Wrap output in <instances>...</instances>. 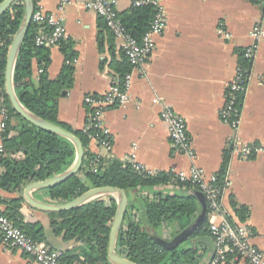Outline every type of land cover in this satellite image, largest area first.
Instances as JSON below:
<instances>
[{
	"label": "crops",
	"instance_id": "obj_1",
	"mask_svg": "<svg viewBox=\"0 0 264 264\" xmlns=\"http://www.w3.org/2000/svg\"><path fill=\"white\" fill-rule=\"evenodd\" d=\"M61 1L37 0V5L46 12L57 13ZM69 1L61 16L67 29L66 40L72 45L77 63L73 65L74 85L60 99L58 117L73 131H83L88 116L84 99L89 95H104L118 81L114 64L124 60V41L112 36L103 28L102 18L87 9L86 5L92 0ZM160 2L167 19L166 31L157 39V48L145 65L131 68L129 103L112 108L104 115L103 126L112 138L110 148L91 141L89 151L104 159L113 157L125 162L136 145L138 161L156 174H178L196 165L207 175H216L221 170L225 154L229 153L227 186L221 198V210L209 215L210 223L227 220L246 226L252 233V244L264 253V39L250 62L238 129L221 119L227 89L235 79L241 56L254 42L255 30L264 31V0ZM131 7L130 0H119L116 10L121 14ZM50 55L51 65L47 73L55 79L66 61L60 46L51 48ZM39 75L35 64L33 79L37 81ZM154 99L160 104L155 105ZM1 104L0 100V108ZM164 107L172 108L186 121L196 153L194 162L174 151L168 129L160 117ZM1 121L0 115V124ZM17 123L16 120L11 122L13 126ZM3 134L0 131V145H3ZM15 135L16 132L12 131L9 137ZM246 147H257L260 151L244 157L242 151ZM28 185L21 193L24 199L23 222L40 223L48 245L78 254L79 244L53 236L50 212L28 203L25 195ZM172 193H175V187L167 185L143 195L166 196ZM127 195L130 203L135 194L127 192ZM0 197L6 210L5 201L17 198V194L0 189ZM30 198L46 205L61 204L49 198L46 190H33ZM241 208L247 209L244 220L239 215ZM170 229L168 227L167 232ZM212 253L213 247L200 264H208ZM0 264L38 263L17 249L0 247ZM236 264L250 263L240 261Z\"/></svg>",
	"mask_w": 264,
	"mask_h": 264
},
{
	"label": "trees",
	"instance_id": "obj_2",
	"mask_svg": "<svg viewBox=\"0 0 264 264\" xmlns=\"http://www.w3.org/2000/svg\"><path fill=\"white\" fill-rule=\"evenodd\" d=\"M3 1L0 0V4ZM34 3L37 8V0ZM23 14L24 2L18 0L0 16V88L4 90L8 50ZM119 16L126 31L140 42L151 28L155 11L151 5L132 6ZM101 20L103 28L112 34L105 20ZM40 28L31 24L19 54L14 73L16 95L28 111L80 138L85 150L81 171L67 181L47 189L48 197L64 204L92 188L108 186L133 192L135 197L129 203L117 241L116 250L120 255L136 264H200L206 252L213 247L210 263L216 256L215 243L210 233L211 212L187 239L172 250L164 248L152 238V234H156L161 239L172 240L196 222L201 212L200 201L189 192H199L198 189L177 181L171 173L140 174L124 161L113 157H98L89 151L91 139L88 134L73 131L59 121V101L74 85L75 69L70 63L76 57L69 41L61 42L59 46L66 64L60 75L51 79L47 73L51 65L50 49L35 45V37ZM244 54L240 66L247 69L249 74L251 64ZM35 64L38 70H42L37 81L33 79ZM131 68L126 56L114 64V71L119 78L113 87L122 90ZM3 103L7 106L10 118L3 134L4 152L0 153V166L3 168L0 172V189L17 194V198L5 201L6 216L35 242L45 243L49 248L62 252L63 264H110L109 236L117 208L114 197L100 198L72 210L49 213L53 236L67 243L79 244L78 254L66 253L48 245L40 223L23 222V188L66 172L75 162L76 149L71 141L34 126L15 113L5 92ZM12 120L18 121L16 126L11 124ZM12 131L16 135L9 137ZM91 133L95 134L96 131ZM99 137L112 144V138L106 133L100 132ZM229 162L230 156L227 153L221 170L216 174L218 180L215 189L219 195L223 193ZM167 185L174 186L175 193L166 196L155 194L151 197L143 195ZM239 212L240 218L246 219L247 209L241 208ZM168 227L171 228L169 232ZM226 261V264L237 263L230 254H227Z\"/></svg>",
	"mask_w": 264,
	"mask_h": 264
},
{
	"label": "built area",
	"instance_id": "obj_3",
	"mask_svg": "<svg viewBox=\"0 0 264 264\" xmlns=\"http://www.w3.org/2000/svg\"><path fill=\"white\" fill-rule=\"evenodd\" d=\"M119 0H92L86 5L87 9L96 13L104 19L112 34L124 41V54L133 69L145 65L149 57L153 55L157 48V39L166 31L167 19L164 8L160 0H130L132 6L142 7L151 5L154 8L155 16L150 30L145 34L142 41L134 39L125 29L121 22L120 14L116 10ZM70 3L69 0H62L57 8V13H49L38 5L32 17V23L40 26L36 37L35 45L51 49L58 47L61 42L67 39V29L61 16L65 7ZM254 42L245 50V59L249 62L255 57L260 42L264 39V31L255 30L252 35ZM77 63L75 59L72 63ZM42 73V70H39ZM133 70L126 76L122 90L113 87L104 95H89L84 99V104L88 108V116L83 132L89 135L91 141H97L105 148H110L108 142L102 141L99 133H106L103 126L104 115L112 108L125 106L130 101V89L132 86ZM249 81L248 70L239 66L234 81L229 85L226 93V103L221 111L222 121L237 130L240 123L241 101L247 92ZM5 90L0 88V100L2 101L0 115L2 118L0 131L4 133L8 126L10 118L7 106L3 103ZM153 103L159 105L160 101L154 99ZM161 120L166 125L172 142L174 151L185 155L192 162L196 160L195 149L188 134L186 121L175 110L170 107H164L161 112ZM96 131V133H91ZM137 147L133 145V151L125 158L137 173L156 175L148 170L138 161ZM260 151L257 147H246L242 151L244 157L251 153ZM4 152L3 145H0V153ZM177 181L192 185L201 192L207 201L208 210L211 213L221 210V198L215 189L217 183L216 175H207V173L196 165L190 170L178 174ZM227 177V175H226ZM227 186V178L224 182V188ZM210 233L216 247V256L209 264H226L227 254L234 257L238 263L244 261L250 264H264V253L254 246L251 242L252 233L244 225H235L227 220L210 225ZM0 247L17 249L27 256L31 257L38 264H63L62 252L49 248L45 243H37L26 233L14 225L6 216L0 197Z\"/></svg>",
	"mask_w": 264,
	"mask_h": 264
},
{
	"label": "water",
	"instance_id": "obj_4",
	"mask_svg": "<svg viewBox=\"0 0 264 264\" xmlns=\"http://www.w3.org/2000/svg\"><path fill=\"white\" fill-rule=\"evenodd\" d=\"M16 1L18 0H4L0 4V16L3 15ZM22 1L24 2L23 18L21 20L19 29L16 32L13 41L9 47L8 55H7V64H6V72H5V94L9 99L11 108L20 117H22L23 119H25L26 121H28L29 123L40 129H43L50 133H54L58 136H61L71 141L76 149L75 162L66 172L51 177L49 179H46L45 181L31 183L30 185L27 186L25 191L26 200L33 207L40 209L42 211L60 212V211L72 210L84 206L100 198L114 197L117 202V208L109 236L108 261L111 264H136L130 261L125 256L120 255L116 250L118 237L121 229L123 228L125 217L129 207V199L127 192L125 190L115 187H108V186L92 188L87 192L83 193L81 196L75 198L74 200L59 205L41 204V203H37L36 201L30 198V192L33 190L45 191L77 175L81 171L83 166L85 150L80 138H78L71 132L63 129L62 127L52 124L44 119H41L36 115H34L33 113H31L30 111H28L21 104V102L19 101L16 95L15 86H14V73L16 69V64L22 46L24 44V41L32 24V17L35 12L34 0H22ZM65 94L66 93H64V95ZM189 193L191 195L198 197L200 204L202 206V211L199 214L196 222L191 227L182 231L172 240H164L161 239L156 234H152V238L154 239V241L166 249L172 250L176 248L179 244H181L203 222V220L208 215L209 210L205 196L201 192H196V191H190Z\"/></svg>",
	"mask_w": 264,
	"mask_h": 264
}]
</instances>
